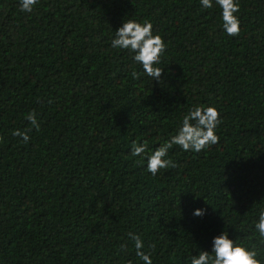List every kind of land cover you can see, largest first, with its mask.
<instances>
[{"label":"trees","instance_id":"obj_1","mask_svg":"<svg viewBox=\"0 0 264 264\" xmlns=\"http://www.w3.org/2000/svg\"><path fill=\"white\" fill-rule=\"evenodd\" d=\"M238 2L230 36L216 0H0V264H144L129 233L152 264H190L224 231L264 264V0ZM130 19L167 45L159 80L112 46ZM197 105L218 108L219 143L173 145L153 176Z\"/></svg>","mask_w":264,"mask_h":264},{"label":"clouds","instance_id":"obj_2","mask_svg":"<svg viewBox=\"0 0 264 264\" xmlns=\"http://www.w3.org/2000/svg\"><path fill=\"white\" fill-rule=\"evenodd\" d=\"M200 2L204 8L213 6V0H200ZM37 3L38 0H20L21 10L31 12ZM216 3L222 9L224 30L230 36H238L241 30L240 19L237 15L240 11L238 0H216ZM112 46L135 53L134 60L142 65L143 71L153 80L162 78L163 68L156 65L160 64L167 45L160 34L153 33V24L150 21L140 22L132 19L124 21L123 25L116 30ZM132 75L139 78V74L136 72H133ZM26 118L36 130H39L40 124L34 111L28 113ZM221 123L220 112L216 106L197 105L193 107L183 116L176 134L150 154L147 170L155 176L161 169L175 167L170 159H166L168 151L173 145L180 146L184 151L200 152L219 143L220 138L216 134V128ZM30 131L31 129L24 131L17 129L13 135L22 137L23 141L27 143ZM2 139L0 137V140ZM147 149V141L143 144H133L132 155L140 156ZM205 211V209L198 208L194 215L202 216ZM255 227L260 237L264 238V211H261ZM128 235L134 241L136 255L144 261V264H152L151 254L143 250L144 241L141 237L135 233ZM258 256L259 253L255 247L237 243L230 238L227 231H224L214 237L211 251L202 250L198 255H193L190 264H262Z\"/></svg>","mask_w":264,"mask_h":264}]
</instances>
